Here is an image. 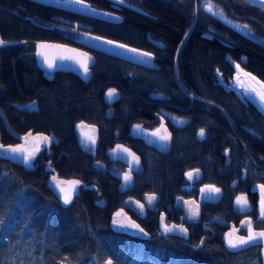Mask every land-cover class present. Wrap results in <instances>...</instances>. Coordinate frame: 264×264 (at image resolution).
<instances>
[{"label": "flooded vegetation", "instance_id": "af4514ba", "mask_svg": "<svg viewBox=\"0 0 264 264\" xmlns=\"http://www.w3.org/2000/svg\"><path fill=\"white\" fill-rule=\"evenodd\" d=\"M190 1L193 3L190 29L182 43L173 47L170 41L154 38L147 32V20H159L162 13L173 9L166 6L163 0H122L123 3L135 6L148 15L123 5L121 0H82L81 3H77L76 0H0L2 18L0 39L5 42L0 46V110L3 113V116L0 114V132L1 137L10 138L8 144L2 141L5 145L19 143L8 133L5 118L19 135L32 132L54 136L58 143L53 142L49 148H44L35 161L36 169L40 168L48 175V182L50 176L57 173L61 178H76L86 185L96 186V190L81 187L77 199L95 195V204L102 202L101 206L97 205L101 209L107 208L110 204H117L119 207L110 213V217L123 208L126 201L135 200L144 205L143 215H138L130 208L125 211L146 230L149 237L155 233L158 237L180 241L194 250H199L205 247L210 239L216 237H220L225 247L223 236L233 228L238 230L240 236L248 235L249 228H243L242 225L264 231V213L261 212L259 190V186L264 184V147L261 143L264 141V132L261 133L260 118L245 119L253 127L238 125L227 118L225 109L212 104L211 107L221 110L225 118L222 116L216 118L215 121H218L220 126L213 127V130H219L221 133H210L207 128L195 126L197 118L194 116L196 108L194 95L187 93L188 101L180 102L166 93H150L141 102L140 119L134 123L121 121V126L114 128L110 138L106 139L107 128L101 125L86 121L79 123L98 128L99 143L94 154L86 151L81 145L77 133L78 126L74 131L76 150H73L54 132L41 131L43 126L39 127L35 123V119L43 117L45 113L43 108H46V102L44 103L46 96L48 104L54 101L67 104L69 100L80 99L84 85H89L87 89L90 87L94 79L93 70L99 59L104 56H108L112 61L126 62L129 66L144 70V73L157 74L167 73L172 60L174 74L178 77L180 71L182 73L184 71L178 69L179 54L196 25V30L208 37L205 39L224 44L230 51L236 52L234 56H225L223 58L225 65L215 71L219 78V88L227 95L233 96L246 110L260 115L264 121V113L258 106L261 102L254 93L255 89L246 84V78L237 68L239 65L241 70L248 71L245 67L247 62L243 63L246 58L238 54L241 51L238 40L222 34L223 31H235L206 12V7L211 4L212 9L219 15L247 25L246 28L253 36L252 40L246 38L247 40L253 42L262 40L264 44V38L260 34L256 32L257 36H254L255 31L253 32L251 25L238 19V16L232 17L225 6L230 3L250 7L251 3L241 0H185L188 4ZM69 5L108 12L114 14L116 18L113 22L99 20L71 11L67 9ZM184 13L182 11L183 15ZM187 14H190L189 10ZM121 29L125 30L123 33L125 39L117 40ZM211 34L218 38H211ZM94 37L109 39L148 53L151 56L152 67L136 65L88 47V43ZM41 43L70 47L92 55L96 64L91 68V80L86 82L77 74L65 71H56L52 78H49L37 64L36 51ZM173 51L175 56L171 59L169 55ZM74 87L75 93L71 92L70 95H75L67 99L68 89L74 90ZM109 89H116L120 93V99L112 104H108L105 99ZM100 92L101 88L96 94ZM152 94H161L164 97L153 99L150 97ZM101 96L106 107V120L117 121L122 91L111 86L102 91ZM262 105L264 106V103ZM17 106H25L26 109L21 110ZM28 121L30 127L26 124ZM226 122L230 123L232 131L230 136L226 133L228 129ZM201 129L205 131L203 139L199 137ZM163 135H170L171 139L167 142L161 141L159 137ZM153 139H156V147L150 143ZM117 146L130 149L140 160L141 171L138 173L132 171L133 186L126 191L121 190L123 182L111 174V172L126 174L131 168L130 165L116 160L113 152ZM63 157H74L79 167L83 165L84 158L89 159L93 171L102 174L104 181L91 183L86 182L83 177L62 176L57 166ZM62 163L65 165V162ZM96 163L105 169L96 167ZM47 167H50V170H47ZM195 170H199L198 175L188 180L186 173ZM209 185L220 188V193L201 191ZM150 194L156 196V200L151 204L147 201ZM240 196L247 198L246 205L236 204V199ZM187 201L195 203L189 205ZM196 205L199 206L198 221H195L196 217L193 218L189 211L190 207L194 208ZM221 222L230 225H223ZM162 224L169 227L173 225L185 227L189 238L179 234L163 237ZM198 246L199 248L195 249ZM255 248L261 252V247Z\"/></svg>", "mask_w": 264, "mask_h": 264}, {"label": "trees", "instance_id": "16d2710c", "mask_svg": "<svg viewBox=\"0 0 264 264\" xmlns=\"http://www.w3.org/2000/svg\"><path fill=\"white\" fill-rule=\"evenodd\" d=\"M163 1L173 9L162 13L159 20H147V32L177 47L190 29L193 3L190 1L188 4L185 0ZM253 4L250 7L230 3L225 6L232 17L238 16L264 37V7ZM185 10H189V17L182 14ZM196 27L179 54L178 69L184 71H180L178 77L174 74L172 60L167 73L157 74L144 73V70L126 62L112 61L104 56L93 70L94 79L90 87L87 89L89 85H84L80 99L69 100L67 104L57 101L48 104L46 96L45 113L35 119V123L43 126L41 131L54 132L66 142L67 147L76 150L74 131L81 121L107 128V139L115 127L121 126V121L134 123L140 119L141 102L150 93H166L180 102L188 101L189 93L195 96L197 128L221 133L213 130L214 126H220L216 118H225L221 110L211 107L216 104L225 109L227 118L238 125L253 127L246 120L260 118L261 133L264 132V121L260 115L246 110L233 96L219 88L215 71L225 65V56H234L236 52L230 51L224 44L205 39L207 36H203ZM124 31L121 29L117 40L125 39ZM222 34L238 40L241 47L238 54L247 59L246 69L264 82V44L247 40L231 31H223ZM211 38L218 37L211 34ZM169 56L173 59L175 51ZM111 86L121 90L123 96L115 122L106 120V107L101 96L102 91ZM99 88L101 92L96 94ZM75 90V87L74 90L68 89L67 99L75 95H70ZM26 124L30 127L29 121ZM229 125L226 122V133L230 136ZM2 141L8 144L10 138L2 136ZM261 143L264 147V141ZM63 158L57 166L62 176L83 177L91 183L104 181L102 174L93 171L89 159L84 158L83 165L79 167L74 157ZM95 199V195L86 196L77 199L69 208H63L49 190L48 175L43 170L37 168L28 172L18 165L0 160V264H262L258 248L231 253L220 237L212 238L205 247L194 250L183 242L164 239L155 233L146 240L115 233L110 227V213L119 206L110 204L101 209L95 204Z\"/></svg>", "mask_w": 264, "mask_h": 264}, {"label": "water", "instance_id": "95a60500", "mask_svg": "<svg viewBox=\"0 0 264 264\" xmlns=\"http://www.w3.org/2000/svg\"><path fill=\"white\" fill-rule=\"evenodd\" d=\"M246 1L264 7V0H246ZM121 3L123 5H126V6L133 8L137 12L148 15V13L144 12L143 10H141L135 6H131L125 2L124 3L121 2ZM67 9L74 11V12H77V13H80V14H83V15H86V16H89V17H93V18H96L99 20L107 21V22H113V20H115V18H116V16L114 14H111L108 12H103V11H98V10H93V9L87 8V7H75L73 5H69L67 7ZM206 12L208 14H211L215 18H217L220 22H222L223 24H225L230 29H232L236 33L240 34L244 38H247L250 40L253 39V36L250 34L248 29L244 25H242L241 23H239V22H237L231 18H227V17L219 15L213 9H212V11H209L207 7H206ZM213 13H215V14H213ZM106 40H109V39L100 38L99 40H97V39L92 38V40L88 43L87 46L98 51V52H101V53H104L106 55L116 57V58H119V59H122V60H125L128 62H131V63L136 64V65H141V66L148 67V68L152 67V63L150 61V57H151L150 55H147V56L141 55V53H144V52H141V51L136 50V49H135L136 50L135 52L129 51L128 49H134V48H131V47L126 46V45H125V48L116 47L115 46L116 44H121V43L115 42L112 40H110V41H112L113 44L109 45V44L103 42ZM41 44L49 45V47H46L44 49H40L39 47H37V51H36L37 60H38L37 64H38V67L41 70H43L49 78H52L53 73L56 71H65V72H72L74 74H77L86 82H89L91 80V78H92L91 68L96 64V60L92 55H90L87 52L81 51V50L72 49L70 47H64V46H59V45H54V44H47V43H41ZM81 53H84L86 55H80ZM49 61L52 62L55 65V67L49 68L48 67ZM78 61H81V62L86 61L88 63V73L87 74L84 73V70H83V68H81L80 63H78ZM246 62H247V59H244L243 63H246ZM237 68H238L239 72L241 73V75L246 78V80H247L246 84L247 85L250 84L249 87H251L252 89H255L254 93H256L258 99L261 102L260 104L258 103V106L261 109V111L264 113V106L262 105V103H264V102H262V100L260 99V94L264 93V82H262L258 77H256L252 73L245 71V70L243 71L239 67H237ZM245 73H247L248 75H245ZM252 77H255V79H252ZM116 92H117V95H115L111 99H109L107 97V93H106L105 99H106V102L108 104H112L115 101H118L120 99V93L117 90H116ZM150 97L153 99H160V98H163L164 96L161 94H152V95H150ZM17 107L21 110L26 109L25 106H17ZM0 114L3 116V113L1 112V110H0ZM4 122H5V127L8 131V133L12 137H14L17 141H19V143L16 145H5L2 142V137H1V132H0V160H6V161H8L14 165H18V166L24 168L28 172H32L36 169L35 161L44 148H49L53 144V142L58 143V139L55 138L54 136H51V143L50 144L36 141L34 139L36 136H38V135L48 136V135L41 134V133L33 134L32 132H31L32 137L28 141H25L24 137L27 136L28 133L25 135H19L9 125V123L5 120V118H4ZM84 124L87 125L86 123H84ZM91 128H95V133H92L90 131ZM83 131L87 132L90 135H95V137H96V144L95 145L88 144L84 140V138L81 134V129L80 128L78 129L77 133H78V137L80 139L81 145L85 148L86 151L94 154V152L98 146V143H99L98 128H96L94 126H89L88 128H85ZM155 140L156 139L150 140V143L156 147L157 145L155 143ZM13 148H23V149H25V151H23V152H12L11 149H13ZM37 148H39V151H36ZM6 149H7V151H6ZM122 149H124L123 146H117L114 149L113 154H115L116 160H119V161L123 162L124 164H128L131 166V168L129 169V171L126 174H129V173L131 174L132 171L136 172V173L140 172L141 171L140 160H139V164L137 165L133 161L132 157L129 156L128 153L122 151ZM128 150L130 152H132L130 149H128ZM28 151L34 152V156L31 160L26 159ZM135 156H137V155L135 154ZM95 166L105 169L104 166H102L98 163H96ZM47 170H50V167H47ZM111 174L123 182V187L121 188V190L126 191V190L132 188L133 182H134V178H133L132 174H131L132 179L128 184H125V182L123 180V176L125 174H119V173H114V172H111ZM54 176L58 180L69 182V183H64L62 185V187H64L66 190L72 191V198H71L69 203L66 204L64 202L63 193L60 192L59 188L56 186V182L53 180ZM73 180L80 181L79 185H77L75 187L74 191L72 190V185L70 183ZM81 187H83L84 189H91V190L97 189L96 186L86 185L81 180L76 179V178H71V179L61 178L57 173L52 174L50 176V179L48 182L49 190L56 197V199L58 200V202L60 203V205L63 208H69L77 200V198H79ZM139 204H141V203H139L135 200L126 201L123 208H121L120 210L115 212L113 214V216L111 217V223H110L111 230L115 233L128 235L130 237L138 238L141 240L148 239L149 234L146 232V230L137 221H135L134 219L129 217L125 211V209L130 208L134 212H136L138 215L142 216L143 215L142 214L143 209H141L139 207ZM97 205L101 206L102 202L97 203ZM117 213H121V215L117 216ZM198 218L199 217H196L195 221H198ZM116 221H120L121 223H116ZM130 223L137 224L139 226V228L130 227L129 226ZM221 224L230 225V224H227L226 222H221ZM170 227H172V226H170ZM242 227L243 228H249L248 235L251 233L264 232L263 230H255L252 226H250V227L246 226L245 227L244 225H242ZM140 229H143V232H141ZM161 229L163 231L162 232L163 237H167V236L172 235V234H179L185 238H189L188 231H186V233L181 231V229H185V227H182V226H175L173 231L169 232V233L164 232L163 224L161 226ZM230 232L232 233L231 239L233 241H238L239 238H241V237H243L244 239H247V237H248V235L240 236L237 233L238 230H236L234 228L232 230L228 231L223 236V242L225 244V248L227 251H229L231 253H240V252L248 250L252 247L259 246V247H261V252H260L261 262H262V264H264V239L257 237V239L255 241H251L247 245H238L237 248H230L228 246V239H229L228 233H230ZM198 248H199V246L195 247V249H198Z\"/></svg>", "mask_w": 264, "mask_h": 264}, {"label": "snow or ice", "instance_id": "6c2138e0", "mask_svg": "<svg viewBox=\"0 0 264 264\" xmlns=\"http://www.w3.org/2000/svg\"><path fill=\"white\" fill-rule=\"evenodd\" d=\"M77 3H81L82 0H76ZM122 2V0H121ZM208 10L209 11H212V6L211 4L208 5ZM215 14V13H213ZM245 27H247V25H245ZM94 39H97L99 40L100 38L99 37H94ZM104 43H107L109 45H112L113 42L110 41V40H106V41H103ZM4 40L3 39H0V46H2L4 44ZM116 47H119V48H125V45L123 44H116L115 45ZM40 49H44L46 47H49V45H45V44H40L38 46ZM129 51H132V52H135L136 50L135 49H128ZM80 55H86L84 53H81ZM141 55H149L148 53H141ZM78 63H80V66L81 68H83L84 70V73L87 74L88 73V63L86 61H78ZM48 67L49 68H53L55 67V65L52 63V62H48ZM237 67H239V65H237ZM245 75H248L247 73H245ZM252 79H255V77H252ZM115 95H117V92H116V89H109L108 92H107V97L109 99L113 98ZM260 99L262 101H264V93H261L260 94ZM181 123H184V121H181ZM78 127L81 129V134L84 138V140L88 143V144H91V145H95L96 144V137L95 135H90L88 134L87 132H84L83 130L85 128H88L89 126L88 125H85L84 123H81L78 125ZM137 127H139V125H137ZM90 131L92 133H95V128H91ZM153 135H158V133H153ZM32 137V133L29 132L27 136L24 137L25 141H28L30 138ZM199 137L201 139H203L205 137V131L204 129H201L199 131ZM36 141H39V142H43V143H51V137L49 136H44V135H38L34 138ZM159 139L161 141H169L171 139L170 135H163V136H160ZM7 151V149H6ZM12 152H23L25 151V149L23 148H13L11 149ZM36 151H39V148L36 149ZM122 151L128 153L129 156L132 157L133 161L138 165L139 164V157L135 156L134 153L130 152L127 148H124L122 149ZM34 156V152L32 151H28L27 152V156H26V159L27 160H31ZM198 172L199 170H195V171H188L186 173L187 175V178L188 180H192L194 176L198 175ZM132 179V176L131 174H125L123 176V180L125 182V184H128ZM53 180L56 182V186L59 188L60 192L63 193V198H64V202L67 204L70 202L71 198H72V191H69V190H66L64 187H62V185L64 183H69V182H66V181H61V180H58L55 176L53 177ZM71 185H72V190L74 191L75 187L77 185H79L80 181L78 180H73L70 182ZM259 190L261 192V201H260V207H261V212L264 213V184H261L259 186ZM202 192L204 193H215V194H219L220 193V188L218 187H214V186H205L203 189H201ZM154 200H156V196L154 194H150L147 196V201L149 204H151ZM186 203H188L189 205H192L194 204L195 202L194 201H187ZM236 204L237 205H246L247 204V198L245 196H240L236 199ZM139 207L141 209H143L144 205L143 204H139ZM198 205H196V207L192 208L190 207L189 208V211L191 212V216L193 218L197 217L199 215V212H198ZM121 213H117V216H120ZM116 223H121L120 221H116ZM130 227L132 228H139V226L135 223H130L129 224ZM175 228V225H173L172 227H169L167 224H165L163 226V230L165 233H169V232H172L173 229ZM141 232H143V229H140ZM182 232H185L186 233V229H181ZM231 236H232V233H228V246L230 248H237L238 245H247L249 244V242L251 241H255L257 239V237H260L261 239H264V232H259V233H251L248 235L247 239H244L243 237L239 238L238 241H233L231 239Z\"/></svg>", "mask_w": 264, "mask_h": 264}, {"label": "rangeland", "instance_id": "374dc122", "mask_svg": "<svg viewBox=\"0 0 264 264\" xmlns=\"http://www.w3.org/2000/svg\"><path fill=\"white\" fill-rule=\"evenodd\" d=\"M184 14H187V11H185V13ZM188 15V14H187ZM193 15V14H192ZM249 24V23H248ZM250 25V24H249ZM252 29H253V32L255 31L254 30V28H253V26H250ZM254 36L256 37L257 36V33L256 32H254ZM264 38V37H263ZM261 42H262V40H260Z\"/></svg>", "mask_w": 264, "mask_h": 264}]
</instances>
